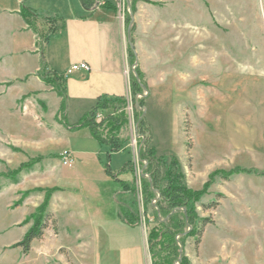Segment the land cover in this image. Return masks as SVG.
<instances>
[{
    "label": "rangeland",
    "instance_id": "rangeland-1",
    "mask_svg": "<svg viewBox=\"0 0 264 264\" xmlns=\"http://www.w3.org/2000/svg\"><path fill=\"white\" fill-rule=\"evenodd\" d=\"M4 1L8 0H1ZM130 4V0H121L119 9L131 33L130 48L135 55L129 75L130 79L139 77L136 69L139 70L146 87L135 100L131 93L127 97L131 107L126 109L129 125L120 138L126 142L128 154H114L112 168L118 171L130 156L136 164L137 178L142 175V144L134 112L138 101L147 99L149 89L154 88L162 98L152 99L149 116L153 117L159 137L157 157L165 162L163 175L176 159L189 188L201 191L216 173L197 208L201 219L213 221L201 240L203 264H238L237 258L240 264H247L246 228L237 224L239 230H233L232 210L237 188L245 200L248 176L264 175V0H141L135 13H130L128 24ZM140 4L145 9L136 23ZM4 72L0 73V81L12 78L9 73L2 75ZM27 89L22 84L16 86V82H0V264H24L18 250L22 249L14 246L24 239L23 229L27 227L28 233L33 226L31 217L44 204L47 190L54 189L42 186L45 159H59L65 149H85L84 140L91 137L88 129L70 131L62 125L64 135L55 143L44 129L55 125L58 106L50 101L46 118L38 117L36 112L45 113L47 108L38 101L31 105L35 94L22 95ZM66 121L77 124L68 118ZM148 123L150 147L154 148L157 142L149 120ZM167 139L169 143L175 140L173 149L168 148ZM76 158L74 169L59 168L61 177L99 175L100 165L88 163L91 158ZM102 161L104 171L106 153ZM25 164L28 168L17 173ZM13 171L18 175L13 176ZM211 205L215 206L209 208ZM246 210L247 207L241 209L237 215L241 222L247 219ZM154 226L155 223L149 228L142 224L147 237ZM117 236L111 231L104 240ZM197 241L189 238L181 251L189 261V257L199 254ZM96 244L91 249L96 261L116 260L125 254L138 257L135 248L115 249L110 244L104 247L99 241Z\"/></svg>",
    "mask_w": 264,
    "mask_h": 264
},
{
    "label": "crops",
    "instance_id": "crops-1",
    "mask_svg": "<svg viewBox=\"0 0 264 264\" xmlns=\"http://www.w3.org/2000/svg\"><path fill=\"white\" fill-rule=\"evenodd\" d=\"M23 8L36 16L34 29L21 16ZM144 9V4L138 6L136 23L142 19L141 11ZM131 41L125 17L120 12L99 8L89 15L81 0H0V73L4 70L2 75L9 73L12 77L0 82L11 81L16 82V86H28L29 89L22 95L35 94L30 104L38 101L46 106L47 112H36L42 119L50 111V101L58 106L53 118L55 125L44 129L48 133L47 137L50 136L55 143L61 141L64 135L60 129L62 125L56 119L62 99L42 80L41 72L65 78L67 118L78 123L97 106L99 99L130 95L129 70L133 66L129 57ZM82 63L88 64L90 70L66 74L73 65ZM156 97L162 98L159 91L149 89L145 115L151 123L157 142L154 149L158 152L159 137L154 130L153 117L149 116ZM172 101L175 102V98L172 97ZM112 114V110L100 112L104 118ZM90 135L84 140L85 149H65L61 152L70 154L72 167L64 164L63 154L59 159H45L42 186L57 191L49 203L44 237L33 242L29 254H23L18 249L24 264H152L148 237L142 225L131 227L119 218L117 194L121 190L120 186L101 167L102 156L108 154L109 148L101 146ZM166 141L169 149L170 146L172 149L175 147V143H172L175 140L171 144L169 139ZM123 154H128L126 147L115 155L120 157ZM76 155H85L91 158L88 163L99 164V175L75 177L68 174L61 177L58 174L59 168L74 169ZM128 157L127 162L130 161ZM240 195L238 187L233 198V230H239L237 224L246 228L247 264H264V175H249L246 199ZM40 199L43 202L44 197ZM245 206L247 219L241 222L237 215L241 209H246ZM27 229H23L24 236ZM111 231L118 236L114 240L108 238L105 241L104 238L109 237ZM101 233L104 234L101 236ZM97 241L104 247L110 244L115 249H138V257L132 258L125 254L116 260L105 258L96 261V258L94 260L91 257V249L96 247ZM199 247V254L189 257L191 264H203V241ZM207 263H210L209 260Z\"/></svg>",
    "mask_w": 264,
    "mask_h": 264
},
{
    "label": "trees",
    "instance_id": "trees-1",
    "mask_svg": "<svg viewBox=\"0 0 264 264\" xmlns=\"http://www.w3.org/2000/svg\"><path fill=\"white\" fill-rule=\"evenodd\" d=\"M121 0H81L85 10L92 15L97 9L119 12ZM141 0H130V7L126 13V21H131L130 13H135L136 6ZM21 16L29 25L35 27L36 16L28 9L23 8ZM52 22V21H51ZM55 31V28L52 29ZM129 57L134 65L135 55L129 48ZM139 77L132 76L131 94L135 100L136 96L144 93L142 75L136 69ZM42 80L62 99L61 108L57 117L58 122L70 131L88 129L92 136L103 147H108V162L105 163L106 174L120 186L117 194V204L120 220L131 227H138L143 223L149 228L156 224L148 232V246L153 264H190V261L181 251L189 238H197L198 246L201 244L204 230L209 224H213L210 219H201L198 215V205L202 204L203 198L214 183V175L205 185L203 190L195 191L189 188L186 178L181 172L180 163L174 159L163 175L162 168L165 165L164 159L157 157L154 148H151L150 125L144 116L143 109L146 106V98L138 101V108L134 112L136 118L138 134L142 150L140 153L139 165L143 168V173L137 178L136 164L133 161L127 162L119 171L112 168V156L120 153L124 149L126 142L120 138L125 127L129 125V115L126 109L129 105L127 97L109 99L101 98L97 106L91 110L76 125H70L67 119V100L65 95L66 80L60 75L40 74ZM141 78V79H140ZM113 111L112 115L98 119L101 111ZM43 160L41 157L39 161ZM36 162V161H35ZM28 168L23 165L17 173ZM15 171L11 174L18 175ZM11 175V176H12ZM10 177V175H7ZM140 178V179H139ZM138 179L140 185H138ZM44 204L37 209L31 217L34 224L24 239L16 244L14 248H21L24 254H29L32 244L36 240L44 237L47 228L48 207L53 194L57 189H48ZM216 205V204H215ZM211 205L209 208L214 207Z\"/></svg>",
    "mask_w": 264,
    "mask_h": 264
},
{
    "label": "built area",
    "instance_id": "built-area-1",
    "mask_svg": "<svg viewBox=\"0 0 264 264\" xmlns=\"http://www.w3.org/2000/svg\"><path fill=\"white\" fill-rule=\"evenodd\" d=\"M89 70H90L89 65L86 64V63H82V64L73 65L70 69H68V71H67L66 74H67V75H72V74H74V73H76V72H79V71H89ZM131 103H132V102H131ZM127 109H128V110L131 109V107H130V103H129ZM100 116H101V115H99V117H98L99 120H100ZM63 159H64V164H65V165H67V166H69V167H72V159H71V156H70L69 153H67V152L64 153V154H63Z\"/></svg>",
    "mask_w": 264,
    "mask_h": 264
},
{
    "label": "water",
    "instance_id": "water-1",
    "mask_svg": "<svg viewBox=\"0 0 264 264\" xmlns=\"http://www.w3.org/2000/svg\"><path fill=\"white\" fill-rule=\"evenodd\" d=\"M129 35L131 36V33H130V31H129ZM145 113H146V111H145V109H144V116H145Z\"/></svg>",
    "mask_w": 264,
    "mask_h": 264
}]
</instances>
